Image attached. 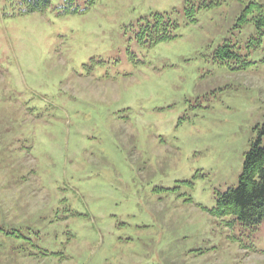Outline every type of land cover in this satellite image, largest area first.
<instances>
[{"label":"rangeland","instance_id":"1","mask_svg":"<svg viewBox=\"0 0 264 264\" xmlns=\"http://www.w3.org/2000/svg\"><path fill=\"white\" fill-rule=\"evenodd\" d=\"M216 1L0 0V264H264L214 214L264 146V0Z\"/></svg>","mask_w":264,"mask_h":264},{"label":"trees","instance_id":"2","mask_svg":"<svg viewBox=\"0 0 264 264\" xmlns=\"http://www.w3.org/2000/svg\"><path fill=\"white\" fill-rule=\"evenodd\" d=\"M25 7V11H43L51 5L52 0H19ZM188 10L195 13L198 9L212 7L219 4L216 0H188ZM161 16V15H160ZM192 21L196 22L193 17ZM239 21L245 24H253L257 29L258 38L264 40V3L252 2L245 6ZM263 36V37H262ZM162 38V37H161ZM163 38H170L166 34ZM231 45L225 43L219 47L221 52L226 51ZM249 62V61H248ZM264 134V123L261 134ZM259 141L253 142L250 150L245 154L243 172L236 187H231L225 192H217L214 214L219 217L227 215L235 216L234 220L241 225L256 229L264 223V146Z\"/></svg>","mask_w":264,"mask_h":264}]
</instances>
